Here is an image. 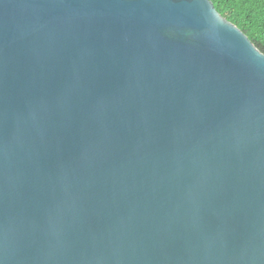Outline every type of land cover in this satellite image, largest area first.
Masks as SVG:
<instances>
[{"label": "water", "instance_id": "obj_1", "mask_svg": "<svg viewBox=\"0 0 264 264\" xmlns=\"http://www.w3.org/2000/svg\"><path fill=\"white\" fill-rule=\"evenodd\" d=\"M0 264H264V54L210 0H0Z\"/></svg>", "mask_w": 264, "mask_h": 264}, {"label": "trees", "instance_id": "obj_2", "mask_svg": "<svg viewBox=\"0 0 264 264\" xmlns=\"http://www.w3.org/2000/svg\"><path fill=\"white\" fill-rule=\"evenodd\" d=\"M264 54V0H210Z\"/></svg>", "mask_w": 264, "mask_h": 264}]
</instances>
